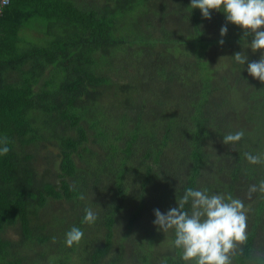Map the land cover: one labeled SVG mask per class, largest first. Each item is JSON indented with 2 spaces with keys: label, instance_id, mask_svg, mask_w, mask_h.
<instances>
[{
  "label": "trees",
  "instance_id": "16d2710c",
  "mask_svg": "<svg viewBox=\"0 0 264 264\" xmlns=\"http://www.w3.org/2000/svg\"><path fill=\"white\" fill-rule=\"evenodd\" d=\"M190 6L10 0L0 16V137L10 148L0 156V264H189L174 230L153 223L154 210L178 207L189 187L244 202L248 241L233 264L264 254V194L248 198L264 163L244 155L264 156V83L247 71L264 50L253 52L252 37L243 40L223 12L205 19ZM237 52L248 62L237 63ZM143 79L162 90H147ZM237 131L238 143H223ZM86 208L97 214L94 224L82 223ZM73 226L84 236L68 247ZM38 245L44 254L31 257Z\"/></svg>",
  "mask_w": 264,
  "mask_h": 264
},
{
  "label": "clouds",
  "instance_id": "9594fccd",
  "mask_svg": "<svg viewBox=\"0 0 264 264\" xmlns=\"http://www.w3.org/2000/svg\"><path fill=\"white\" fill-rule=\"evenodd\" d=\"M191 9H200L205 19H211L212 11L223 12L226 21L243 29V40H252L249 47L253 52L264 50V0H191ZM228 33L227 24L220 29V36ZM221 45L224 39L219 41ZM239 64L248 62L242 52L234 55ZM248 73L264 83V54L258 61L247 63ZM244 137L243 131L229 133L223 137L226 145L236 144ZM7 137H0V156H6L10 148ZM250 164L264 163V156L244 154ZM264 194V180L248 189V198L254 193ZM83 200L84 196L80 195ZM178 207L162 213L154 210V225L158 231L168 233L174 230L173 245L181 250V259L189 264H233L235 257L243 254V247L248 241L247 209L244 202L231 194H209L204 188H187L182 197L177 199ZM186 206H189L186 208ZM97 214L85 209L82 223L94 224ZM83 231L73 226L67 233L65 243L68 247L78 245L83 239ZM55 240V238H53ZM255 264H264V254H260Z\"/></svg>",
  "mask_w": 264,
  "mask_h": 264
},
{
  "label": "rangeland",
  "instance_id": "374dc122",
  "mask_svg": "<svg viewBox=\"0 0 264 264\" xmlns=\"http://www.w3.org/2000/svg\"><path fill=\"white\" fill-rule=\"evenodd\" d=\"M84 0H81V2H83ZM99 3H98V7H99ZM189 28V26L187 25V26H184L183 27V29H182V27H181V30H180V32H182V30H183V35H185V36H187V34H189L188 33V29ZM149 61H151V60H149ZM180 62L182 63L183 62V60L180 58ZM171 69H174L175 67L174 66H171L170 67ZM145 73H146V71H145ZM144 73V74H145ZM144 81H145V84H146V86H147V90H150V91H156V92H159L160 90H162V87H159V86H154L153 85V83H151V82H149L147 79H143ZM241 99H236L235 100V103L236 104H238V105H240V106H244V107H246V105L245 104H243L241 101H240ZM228 151V147L225 145V146H223V148L221 149V153H222V155H225L226 154V152ZM137 195V194H136ZM138 198H140V196H137ZM255 205H256V209H257V211L258 212H260L261 210H262V208H261V206H260V204L259 203H254ZM59 203H57L56 205H55V208H59ZM67 205V204H66ZM53 211V210H52ZM54 212V211H53ZM55 213V212H54ZM129 212H125V216H124V214L121 216V218H120V221H119V224H118V226H117V237H121L122 236V234L125 232V226H126V218L129 216ZM45 218H46V222H47V217H46V215L44 216ZM253 219H254V221L255 222H258L259 224L260 223H262L261 221H260V219H259V216L257 215V214H253V217H252ZM63 223V222H62ZM60 227V226H59ZM61 228V227H60ZM45 234V231L43 232H36L35 233V235L36 236H39V235H44ZM8 236L11 238V239H14V240H17V241H20L21 240V238L18 236V234H17V231L15 230V229H10L9 231H8ZM263 238H264V232H263ZM97 238H91V240H96ZM90 240V241H91ZM162 241H163V243H162V246H163V248H162V251L163 252H167L168 250H170V249H168V250H166V251H164L165 249H167L168 248V245L171 243L170 241H171V239H170V237L169 236H167V235H165V236H163L162 237ZM87 243V242H86ZM31 247V246H30ZM83 247L84 246H81L80 247V249H79V254L77 255V257L78 258H76V259H74L76 262H78L80 259H82V256H83V252H82V249H83ZM33 248V247H32ZM44 252H45V247H44V245H38V246H36V247H34L33 248V251L31 252V257H35V258H39L42 254H44ZM57 253V252H56ZM83 253V254H82ZM255 258H256V260H257V258H258V255L255 253ZM72 260V259H71ZM71 264H80V263H71ZM104 264H107L106 262L104 263ZM131 264V263H130Z\"/></svg>",
  "mask_w": 264,
  "mask_h": 264
},
{
  "label": "built area",
  "instance_id": "2783aa9c",
  "mask_svg": "<svg viewBox=\"0 0 264 264\" xmlns=\"http://www.w3.org/2000/svg\"><path fill=\"white\" fill-rule=\"evenodd\" d=\"M10 0H0V16L3 14L4 9L9 5Z\"/></svg>",
  "mask_w": 264,
  "mask_h": 264
},
{
  "label": "crops",
  "instance_id": "0c3cea01",
  "mask_svg": "<svg viewBox=\"0 0 264 264\" xmlns=\"http://www.w3.org/2000/svg\"><path fill=\"white\" fill-rule=\"evenodd\" d=\"M254 260H256V259H254Z\"/></svg>",
  "mask_w": 264,
  "mask_h": 264
}]
</instances>
